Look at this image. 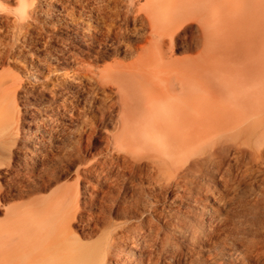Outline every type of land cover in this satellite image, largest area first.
I'll use <instances>...</instances> for the list:
<instances>
[{
  "label": "bare ground",
  "instance_id": "bare-ground-1",
  "mask_svg": "<svg viewBox=\"0 0 264 264\" xmlns=\"http://www.w3.org/2000/svg\"><path fill=\"white\" fill-rule=\"evenodd\" d=\"M14 1L17 11H0V170L6 169L0 199L24 203L0 219V264H161L177 256L182 241L199 245L209 236L205 222L216 217L203 205L217 198L210 182L229 183L228 155L234 152L237 163L247 148L264 164V0H129L124 13L120 0H91L94 7L87 0ZM71 4L80 21L88 17L84 24L76 11L69 14ZM40 17L61 24L78 53L67 46L41 54L36 43L43 27L34 26ZM101 27L126 28L110 40L112 53L95 46L93 31ZM6 66L22 68L30 85ZM86 83L103 94L115 88V103L107 94L115 131L104 148L116 158L77 166V173L100 178L98 185L86 180L80 188L77 177L76 187H62L55 165L62 161L53 148L69 135L67 113L91 100ZM17 98L35 109L24 123ZM109 106H102V119ZM78 132L79 144L92 139ZM110 164L128 173L121 174L123 186L108 183ZM144 189L155 204L140 207L136 192ZM162 197L186 207L174 215L170 206L165 225L153 218ZM99 221L109 236L88 243ZM235 257L228 253L225 260Z\"/></svg>",
  "mask_w": 264,
  "mask_h": 264
},
{
  "label": "rangeland",
  "instance_id": "rangeland-1",
  "mask_svg": "<svg viewBox=\"0 0 264 264\" xmlns=\"http://www.w3.org/2000/svg\"><path fill=\"white\" fill-rule=\"evenodd\" d=\"M46 1L48 2V0ZM120 1L117 2V5H118L117 8L122 10L123 11L122 13L127 12L126 11V9L128 10L127 5H129L127 3L129 2V0H122V3ZM123 1H126V3ZM137 2L143 3L141 0L140 1L138 0ZM0 4L2 6V10L0 7L1 12L8 11L10 14L11 12H15L18 10L17 9L18 5L16 4L14 0H0ZM93 4L94 3L91 0H87V4H86L87 6L94 7L95 5ZM120 5L123 7L120 8L119 7ZM71 6L69 7V14L72 15V13L76 11L75 12L76 14L75 13L73 14L75 18L78 19L77 21L79 25L84 24L85 22L84 20H86L88 17L84 16L83 17L84 20H82L84 22L81 23L82 21H80L81 19H79L80 14L77 12L79 7H77L75 4L74 5L71 4ZM123 8L125 9L123 10ZM38 22L40 24H38ZM42 23H43V26L41 25ZM91 24L95 26L94 23L91 22ZM34 26L35 28L43 27V30L42 29L38 30L37 31L38 35L36 34L38 36L37 39H39L38 42L36 43V46H37L36 49L39 48L38 51H40L41 54L42 52L45 54L46 52H51V51L54 54L57 48L62 49L67 46L70 48V50L78 53V47H79L78 44L73 41L72 37H69L66 35L67 31L62 27L61 24L52 22V21L44 22L40 17L34 23ZM129 26H131V28H129V30H131L133 28L132 24H130ZM137 27L138 29L140 28V30H144V31L147 30L145 28L141 29V25H137ZM125 29L126 28L121 29L122 30V31L120 30L121 32L118 30L116 31V33L115 32L108 33L106 32V29L101 27V31L97 32L100 34H97L96 32L93 31L94 33L93 35H95L96 38H98L95 40L96 48L104 52L112 53L113 50L110 45L112 41L110 40L116 41L115 35L117 34V32L123 33V30ZM102 31H104L105 35H103ZM196 31H197L196 29L192 28L190 29L189 34L192 36L193 34L196 33ZM106 33H108L107 34L108 36L106 35ZM108 41H110V43ZM73 43L76 46L75 49L73 47ZM100 45L101 46L103 45V47H101ZM104 47H106L107 51L104 50L105 49ZM183 55H184L183 53L178 54V56L180 57ZM9 68L12 73L18 76H20V73H21L20 77L22 79L24 78L23 83L27 84L28 86L30 85L29 84L30 80H28V77H27L28 74L26 73L24 74L23 72L24 70H22V68L6 66V69H9ZM29 72L31 71L28 70V73ZM94 86L95 84L93 83L85 84V89H86L85 92L87 90L90 91V92L87 91L88 93L86 92V97L89 96L88 94H90L91 100L90 101L87 100L86 101L87 103L82 102L81 105H79V110L80 109L82 110L75 111L74 113L76 114L73 115L72 113H67L66 118H65L67 120L64 121V124H67L65 126V129H66L65 131H67L66 133L69 135L67 136L65 135V137L64 136L59 137L60 141L57 140L56 144L54 145V147L55 146L56 147H55V150L53 148V152L55 155L57 154L56 156H59L58 158H60L62 161V163L60 164L56 162L58 165L55 163L57 173L62 178L61 181L59 182V186L76 187L77 181H78L77 177L80 178V181H81L79 182L80 188H82L83 185L86 184V180L87 182L90 181L92 184L94 183L93 185L96 186L98 185L100 178L97 179V177L94 174H92L91 176V174L87 173L86 170L84 172V169L81 170V172L77 173L75 171L77 166L84 163L82 161L93 159L94 157H96V159L99 160V163L106 162L107 164L110 163V161L107 162V160L109 159L111 155L112 156L110 160L116 158V155L114 153L109 154V157H107L108 154L104 148L106 139L109 137L111 131H115L114 130L115 128L113 126H115L114 124L116 122L115 121L116 111L114 110L113 105H112L116 101L115 94L112 93V91H114L115 88H112L113 86H111L108 89H106L107 92L105 91L104 92L105 94H103L102 89H99L98 86L96 85L95 87H97L96 88L98 91L97 92ZM96 93H98L99 95ZM107 94L108 95L111 94V96L109 95L108 97L109 98L112 97L111 102H114V103L109 102L110 99L107 97ZM94 95H96L97 98ZM98 96L101 97V99L99 98V101L102 100V98L104 97L103 99H106V104H108L107 101L110 103L109 104L110 106L106 104H103V105H105L107 108L108 106L109 108H112V110L108 109V112L106 113V116L104 117L105 119L104 118L102 119L101 117V114H102L101 110H102L103 105L102 106L100 105L102 104L100 103L101 101L100 102L97 101ZM93 98H95L94 102L98 107L93 103ZM32 103H35V102L32 101ZM17 104L20 108L19 115H20L21 120L23 119L22 122L24 123L26 120H30V116H31L30 114L34 112L35 109L27 110L26 108L27 103L24 99L17 98ZM113 110L115 113L109 112ZM112 116H114V118ZM112 120L114 121L112 122ZM78 131H84L86 133H90L92 135V139L90 140V142L87 141L88 139H86V137H84L83 140H81L79 144V142L77 141L79 139ZM76 142L79 144V146ZM111 148L112 147L109 146V149ZM243 149H244V154L237 161V163H235V160H233L234 152H231L226 158L228 162L234 165L232 168L231 175L229 177L230 179H228L229 183L227 185L223 184V182L220 181L219 179L216 181V183L210 182L212 189L216 191L217 198L216 200L211 201L210 203H207L203 200L204 201L203 205H209L210 206L209 208L214 209L216 212V217L213 219V222L212 221L205 222V229L207 230L209 236L203 239V241L199 243V245H195V246H193L191 242L182 241L181 244L179 245L180 251L177 254V256H175L174 259L169 258V259L162 260L161 264H215V263L216 264L217 263H220V264H223V263L224 264H264V164L257 162L255 159H252L249 154V150L247 148H243ZM80 150H82L81 154L79 153ZM70 151L72 153H70ZM77 155H78V158H77ZM110 165L112 166V170L114 168L113 170L114 172L111 170L113 174H111L112 172L108 173L109 175L108 177H111V176L113 177L115 173L117 174L113 178H110L111 180L107 177L108 183L109 182L110 184L117 183L118 186H123V184L126 182L125 181L126 179H124L126 177L124 176L122 177L121 174L123 175L125 173L124 175L128 176V173L123 171L122 173L119 172L118 174V170L116 169V167H113V164H110ZM4 172H6L5 168L2 169V171L0 170V177L2 178L1 184L5 187L6 180L3 179ZM94 177H96V179ZM121 182H123V184ZM119 183L121 184L119 185ZM171 196L172 194L170 195V197ZM136 198H137V201L140 203V207H142L145 203L147 205H149L150 203L155 204V201L152 198V193L149 191V189L138 190L136 192ZM167 199L168 198H165V197H162L160 199L161 201H159L160 203H158V209H157L158 211L153 214V218L159 221L161 225H165L164 223L167 221L168 215L166 211L170 209L169 208L170 206L174 207L173 208L174 209L173 211L175 212L174 215H177L180 212L184 214L185 209H186L182 201H177L174 205H172L170 203V200L169 199L167 200ZM23 203L24 201L18 199L17 197L1 198L0 199V219H5L6 214L8 212L15 211ZM117 203L121 206H123L124 204L121 201H117ZM76 230H78L79 234L82 233V230L80 227H77ZM109 231L110 230L108 226L105 225L104 222L99 221L97 229H95L93 232L92 239H87L86 241L88 243L104 241L109 236ZM188 252H194V253L190 254ZM220 252H226L227 254H225L224 256L222 255L220 256ZM232 252L237 253V257L232 258L231 260L229 258V261L226 262L225 259L228 258V253L231 254ZM225 256L227 257L225 258Z\"/></svg>",
  "mask_w": 264,
  "mask_h": 264
}]
</instances>
